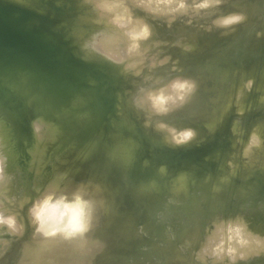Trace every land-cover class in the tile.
Listing matches in <instances>:
<instances>
[{"label": "rangeland", "instance_id": "1", "mask_svg": "<svg viewBox=\"0 0 264 264\" xmlns=\"http://www.w3.org/2000/svg\"><path fill=\"white\" fill-rule=\"evenodd\" d=\"M180 2L0 3V16L24 40L41 44L52 62L35 69L0 46V217L16 220L11 228L0 224V264H29L31 255H24L41 247L50 253L47 264H66L83 241L81 247L96 256L103 246L109 248L108 260L133 262L163 251L141 264L169 258L186 264H264V0H207L203 9L196 5L205 0H183V9ZM232 15L243 19L222 35L226 27L217 23ZM145 28L149 34L141 37ZM61 33L89 60L78 61ZM175 80L195 88L183 103L169 100L167 112L157 111L153 98L161 92L171 96L168 87ZM242 93V105L229 103ZM188 129L195 135L175 143L173 130ZM118 138L136 152L129 187H158L147 206L152 222L130 216L127 240L114 229L130 210L112 174L99 175L96 160L98 142L106 139L110 145ZM184 151L200 155L199 161L179 169L157 161L166 152ZM223 178H230L226 186ZM183 180L192 192L185 202L180 201ZM77 183L88 189L86 203L112 206L89 213L85 232L63 227L72 209L62 207L49 209L50 218L39 228L34 205L49 196L53 203L74 204L70 194ZM204 186L211 195L205 201ZM236 189L242 196L221 201ZM254 193L257 200L246 198ZM192 227L199 229L194 245L184 246L182 230ZM75 235L88 239L74 242Z\"/></svg>", "mask_w": 264, "mask_h": 264}, {"label": "bare ground", "instance_id": "2", "mask_svg": "<svg viewBox=\"0 0 264 264\" xmlns=\"http://www.w3.org/2000/svg\"><path fill=\"white\" fill-rule=\"evenodd\" d=\"M9 1H14V2H17L19 3L20 0H9ZM219 24V23H217ZM226 28V32L227 31H231V28H232V24L231 25H228V26H225ZM111 52V50H110ZM89 55V54H88ZM62 64L64 62H61ZM65 67V66H64ZM66 70V69H65ZM64 70V71H65ZM68 70V69H67ZM69 71V70H68ZM27 72H28V69H27ZM62 72V71H61ZM30 73V72H29ZM73 73V72H72ZM33 74V72L31 73ZM62 74V73H61ZM60 74V75H61ZM34 75V74H33ZM36 75V74H35ZM38 76V75H37ZM66 76V74L64 75ZM44 79V78H43ZM58 81V80H57ZM70 81V80H69ZM177 81V80H175ZM173 81V82H175ZM50 82V81H49ZM62 82V81H61ZM67 82V81H66ZM65 82V83H66ZM58 83V82H57ZM64 83V82H63ZM173 85V83H172ZM172 85L170 87H168V90L170 92V95L174 97V92L175 89L172 87ZM55 87V86H53ZM167 88V87H166ZM244 94L245 93H242L239 97V100L236 101L235 99H232V101H230L229 103L231 104H234V105H237L238 107L240 105L243 104V99H244ZM191 98V97H190ZM193 98L191 99H188L187 102H186V107L189 106L191 104V102L193 101L192 100ZM229 106V105H227ZM226 106V107H227ZM225 107V108H226ZM236 108V107H235ZM225 110V109H224ZM224 115H225V112L223 111ZM216 127H218L217 123L215 125ZM214 126V128H216ZM258 132V131H257ZM258 134V133H256ZM256 136V135H255ZM264 136V135H263ZM257 137V136H256ZM104 142L101 143V140L98 142L97 146L99 145V152H97V158L96 160L98 161L99 163V175H103L105 173H111L112 174V177H113V180L116 184V191L119 190L121 192L120 195H122V198H124L125 202H126V205H127V208L130 210L129 211V214L126 215V220L124 222H120V223H117L116 227H115V233H119V235L121 234V240H127L130 238V230H131V226L130 223L132 221H130L128 218H131L130 216L134 215L136 216V218H142L143 220L146 221L147 224H150L152 221H151V218L149 216V213H148V207L144 208V207H141L142 206V203L143 202V199L145 198V196L143 195L145 191H148L149 190H152L154 188V184L152 183H147V184H143L142 186L138 187V188H130V184H129V181H128V176L126 175V172H125V168H124V165L126 163V161L124 160V157L123 155H121L120 153V147L118 146V144L116 143V141L112 142L110 145H106V139H103ZM264 140V139H263ZM262 142V141H261ZM182 144V143H181ZM180 144V145H181ZM250 152L247 151L246 154H248ZM133 157L135 156V153L132 154ZM252 155V154H251ZM99 157V158H98ZM185 163V162H183ZM182 162L177 164L179 166H181L183 164ZM176 165V166H177ZM182 167V166H181ZM87 169V168H86ZM90 169H87V171H89ZM83 173H85V170L83 171ZM89 178H91L89 175L86 176L85 180H89ZM85 182V181H84ZM83 184V183H82ZM81 183H77L75 184V186L73 187L72 191H71V197L74 199V203L77 202V198H79V201L83 202L84 204V207L86 208L87 212L88 213H91L92 214V211H95L97 210L99 207H102L103 210L104 209H109L110 206H112L111 204H108V203H98L97 201L94 202V204L91 205V201L87 202V197L86 195L88 194V189L82 185ZM152 185V187H151ZM221 185V184H219ZM221 187V186H219ZM217 185L215 186V190L217 189ZM221 188H224V187H221ZM219 188V189H221ZM137 189V190H136ZM139 189V190H138ZM180 189V187H179ZM214 189V188H213ZM181 190H182V196H180V201H187L190 199V197L192 196V192H191V184L185 180H183L182 182V185H181ZM212 191V189H211ZM152 192V191H151ZM150 192V193H151ZM218 194L221 192L220 191H217ZM152 194V193H151ZM217 195V193H215ZM230 194V193H229ZM200 195L202 196V198H204V201L205 199L207 200L211 195H210V191L206 189V187L204 186L200 192ZM220 196V195H219ZM227 196V195H226ZM222 197V196H221ZM177 198V197H175ZM42 202V201H41ZM141 203V205H140ZM86 204V206H85ZM106 222V221H105ZM198 227H192V228H184L182 230V241L184 244V246H186L187 244L190 245L191 243L193 244L195 239H196V235H197V232L199 231V229L197 230ZM179 234V233H178ZM199 235V233H198ZM84 237H78L77 235L71 237L72 238V241L76 242L78 241H82L84 240V238L88 239V236L86 235H83ZM176 236V235H175ZM181 236V235H180ZM90 238V237H89ZM181 239V238H180ZM85 241H83L82 243H80L79 245L76 246L75 249H72L73 251H71L67 256H66V264H98L99 261L98 260H101L103 262H101V264H141V261L143 262L144 259H150L151 256H154L156 254H161L162 252L161 251H158V252H155L154 254H147V255H144L142 257H137V258H134V261L133 262H128V261H125L123 259H114V260H108L109 258H107L105 256V251H107L109 248H107L106 246H103L102 247V252L103 254H101L99 257L96 256L95 254L91 253L90 249L87 247V248H82V244L84 243ZM49 243V242H48ZM180 243V241L178 242V244ZM177 244V243H176ZM44 246L47 245V242L45 244H43ZM187 245V246H188ZM194 245V244H193ZM171 246V245H170ZM181 247V246H180ZM175 248V247H174ZM185 248V247H184ZM189 248V247H187ZM191 249V248H190ZM169 250V249H168ZM182 250V249H181ZM188 250V249H187ZM186 250V251H187ZM192 250V249H191ZM167 251V250H166ZM173 251V250H172ZM190 251V250H188ZM161 252V253H160ZM169 253V252H168ZM171 253V252H170ZM178 253V252H177ZM190 253V252H189ZM188 253V254H189ZM193 253V252H192ZM187 254V252H186ZM185 254V255H186ZM31 255V259L30 260V263L29 264H47L48 262V259L50 257V253L46 252L45 249L43 247H41L40 249H38L35 253L33 254H29L28 253L26 255H24V258L26 257H29ZM165 255H166V252H165ZM183 255V254H182ZM192 255V254H191ZM20 256V255H19ZM168 256V255H167ZM173 256V255H172ZM171 256V257H172ZM179 256V255H178ZM170 257V255H169ZM163 258V257H162ZM187 258V257H186ZM153 259V257L151 258ZM164 259V258H163ZM168 259V258H167ZM166 259V261H167ZM176 259V257H175ZM28 260V261H29ZM97 260V262H96ZM119 260V261H117ZM165 260V259H164ZM170 260V258H169ZM169 260L167 262L163 261L158 263V264H168ZM174 260V259H173ZM172 258H171V262L173 261ZM190 259L188 258V261L187 262H190L189 261ZM195 261V260H194ZM149 262V261H148ZM147 262V263H148ZM158 262V261H157ZM169 262L170 264H186L183 262V259H176L174 260L172 263ZM152 263V261H151ZM56 264V263H54ZM59 264V263H58ZM149 264V263H148Z\"/></svg>", "mask_w": 264, "mask_h": 264}, {"label": "water", "instance_id": "3", "mask_svg": "<svg viewBox=\"0 0 264 264\" xmlns=\"http://www.w3.org/2000/svg\"><path fill=\"white\" fill-rule=\"evenodd\" d=\"M216 1V0H214ZM0 3H7V5L15 3L13 1L9 0H0ZM34 7L33 5H28V7ZM217 26L214 24L211 29H215ZM53 31L57 32L59 31L58 26L53 27ZM231 31L222 32L223 34H228ZM61 36L67 41V43L70 45V48L75 56V58L78 61L86 62L89 59H86L84 55L81 53V51L78 48V45L75 41H73V38L71 39L69 36H67L65 33H61ZM0 46L3 47L5 50L13 53L18 59L28 61L29 63L32 64V66L35 69H41L44 67H52V62H50L47 53L43 46L39 44L36 41H33L32 39L30 40H24L21 35L18 33V31L12 29L10 27V24L6 18H3L0 16ZM118 146L120 147V153L123 155L124 160L126 161L124 168L126 175L128 176L130 173L134 172L135 170V160H136V152L134 147L130 142H127L126 140L122 138H118L115 140ZM102 143V140H101ZM135 153V156L133 157L132 154ZM159 158V159H158ZM157 161L160 162L162 161L164 166L167 168H174V169H179L182 168L180 167L179 163H187V162H197L200 159V155L198 154H192L189 152H166L164 155L158 157ZM155 161V162H157ZM153 164H156V163ZM157 162V163H158ZM183 163V164H185ZM152 164H150L151 166ZM178 167H177V166ZM183 166V165H182ZM228 179L230 178H223L222 179V185L226 186ZM153 188L150 192L146 191L145 198L143 199L142 206L146 208L150 204H152L155 201L156 194L158 192V187L153 185ZM137 190V189H136ZM139 190V189H138ZM219 193L218 195H220ZM242 196V193L240 190H235L231 195L226 196V198H222L221 201H226L229 198H235V197H240ZM246 198L252 199V200H257L258 196L256 193L247 196ZM202 202H204L202 200ZM140 203V205H141Z\"/></svg>", "mask_w": 264, "mask_h": 264}, {"label": "clouds", "instance_id": "4", "mask_svg": "<svg viewBox=\"0 0 264 264\" xmlns=\"http://www.w3.org/2000/svg\"><path fill=\"white\" fill-rule=\"evenodd\" d=\"M218 3L219 0H216ZM186 5L183 3V0H181L180 3L177 4L178 8L183 9ZM197 8H207L209 7V3L207 0L205 2L199 3L196 5ZM243 19L240 15H232L227 18H224L223 20L219 21L223 26H228L234 23H238ZM148 30L145 28L143 32L140 34L141 37H147L148 36ZM172 87L175 89L176 94L175 96H165L163 95V92L160 94H157L154 99V107L159 112H167L169 109L167 107V103L169 100L173 101L174 103H183L186 96L190 94L194 88L195 84L187 81V80H177L173 82ZM163 127V125H161ZM195 135L194 131L191 129L185 130L181 133H175L173 130V140L177 144L185 143L188 140H190ZM68 209L71 208V218L70 220L63 225V227L70 232H85L90 227V215L87 212L86 208L84 207L83 202L79 201V198H77V202L70 205L63 200L61 202H52L51 196L46 197L42 202H40L37 205H34L33 209V217L35 221L37 222V225L39 228H43L45 220L47 218H50L47 216V213L49 209H51L53 212H55L59 208ZM65 215L64 212L60 213V216ZM56 222L59 223V217H57ZM0 224H3L9 228L14 227L16 224V220L14 217H0ZM57 228H53V231H57Z\"/></svg>", "mask_w": 264, "mask_h": 264}]
</instances>
